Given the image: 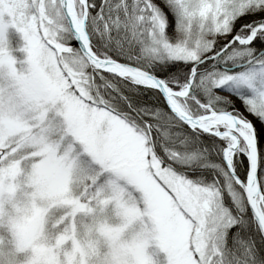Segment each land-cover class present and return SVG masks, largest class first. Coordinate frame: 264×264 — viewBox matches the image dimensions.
<instances>
[{"label":"snow or ice","instance_id":"snow-or-ice-1","mask_svg":"<svg viewBox=\"0 0 264 264\" xmlns=\"http://www.w3.org/2000/svg\"><path fill=\"white\" fill-rule=\"evenodd\" d=\"M0 264H264V0H0Z\"/></svg>","mask_w":264,"mask_h":264}]
</instances>
